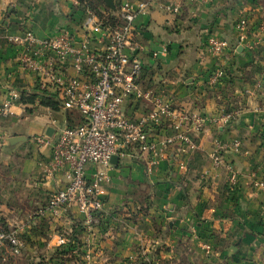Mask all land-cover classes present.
I'll return each mask as SVG.
<instances>
[{"label": "crops", "instance_id": "obj_1", "mask_svg": "<svg viewBox=\"0 0 264 264\" xmlns=\"http://www.w3.org/2000/svg\"><path fill=\"white\" fill-rule=\"evenodd\" d=\"M113 3L115 10L109 8L108 13L116 19L119 5ZM86 9L88 4L78 0H0V107L11 91L37 89L36 78L19 69L17 50L5 40L6 33L30 30L52 37L64 30L82 41L89 37ZM191 11L192 15L185 10L174 16L151 9L136 20L134 42L146 48L139 54L140 84L178 110L198 112L207 119L222 109L238 115L223 127L208 122L194 136L193 148L169 146L150 175L145 173L146 156L130 151L118 159L101 187L103 208L91 227L84 226L77 210L58 219L35 218L22 234L24 264H57L58 258L62 264H80L86 250L93 264H264V196L254 186L255 181H264V115L258 111L260 99L245 95L252 82L264 77V35L249 51L237 44L234 29L235 21L246 15L248 40L254 43L260 10L254 0H223ZM208 35L227 42L220 59L207 52ZM93 46L101 48L96 41ZM163 46L166 53L153 57ZM217 65L226 69V76L216 88H209L206 77ZM37 104L27 114L18 102L0 119L7 138L0 148V217L7 226L28 223L27 217L66 185L61 173H45L50 148L32 139L53 130L52 120L59 126L77 125L80 114L62 107L53 113ZM148 107L133 101L123 105L133 120ZM160 130L170 134L166 126ZM13 137L25 141L11 146L8 141ZM54 137L53 130L49 138ZM215 151L218 165L213 161ZM97 169L87 166L88 176ZM57 236L70 243L56 247ZM203 244L211 250H204ZM67 246L72 250L59 256Z\"/></svg>", "mask_w": 264, "mask_h": 264}, {"label": "built area", "instance_id": "obj_2", "mask_svg": "<svg viewBox=\"0 0 264 264\" xmlns=\"http://www.w3.org/2000/svg\"><path fill=\"white\" fill-rule=\"evenodd\" d=\"M223 0H124L116 13L114 22L102 21L89 9L85 10L84 27L89 37L77 41L68 31H61L52 37H40L32 31L21 34L7 32L5 40L16 48L19 69L36 78V87L57 97L63 110H74L80 114L75 126H59L51 121L55 132L53 139L47 135L35 136L32 140L38 146L49 147L50 157L44 164L45 173L52 176L61 173L66 185L53 192L43 208L27 217L22 226L0 231V257H17L24 249L23 231L35 218L48 215L58 219L73 210L83 216L84 226L90 228L95 216L103 208L100 200L101 187L108 181L111 158L122 159L136 151L146 156L145 173L150 175L163 158L169 146L179 143L194 147V136L200 134L208 122L223 127L238 115L235 110H219L207 119L198 112H185L173 107L162 96L145 90L140 84L142 62L140 53L145 47L135 38V23L151 9L180 16L185 10L192 15V8L205 6ZM250 21L241 15L234 24L237 44L253 51L262 41L264 22L256 26L257 40H248ZM93 41L101 48L93 46ZM207 52L214 59H220L228 48L225 40L208 35ZM166 53H153V57ZM226 69L215 66L207 75L206 84L216 88L224 80ZM249 98H259L258 111L264 115V77L252 82L245 90ZM20 94L11 91L0 107V119L10 114L11 107L19 102ZM126 101L147 104L148 112L133 120L125 115ZM166 126L169 135L161 134ZM264 130V125H263ZM7 143L0 130V148ZM238 143H234L237 151ZM218 151L213 161L220 164ZM98 169L89 177L87 166ZM234 183L235 176L230 177ZM254 186L264 196V181H255ZM70 243L63 236H57L56 247ZM87 244V241H86ZM203 249L210 251L208 244ZM80 264H93L89 250L82 255Z\"/></svg>", "mask_w": 264, "mask_h": 264}, {"label": "trees", "instance_id": "obj_3", "mask_svg": "<svg viewBox=\"0 0 264 264\" xmlns=\"http://www.w3.org/2000/svg\"><path fill=\"white\" fill-rule=\"evenodd\" d=\"M82 3H87L89 6L90 10H96L97 8L100 10V8L102 7L106 12L105 14L102 12H96V16L100 19V20H110L109 22H114V18L111 17L109 15V13H111L112 11L105 5L103 0H78ZM116 6V4H115ZM116 10H118V7L116 8ZM109 12V13H108ZM108 14V15H107ZM106 16V17H105ZM39 91V90H38ZM36 89V92H28L25 89H20L19 90V94H20V99H19V103L24 107L25 112L27 114H30L31 112H33L34 107H36V104L40 107H44V108H49L53 113H57L60 111L61 109V103L57 100V97L55 95L52 94H48L46 92H38ZM1 225L3 226V231H6L8 229H6V226L3 222V220H0ZM72 248H70V246H67L63 249V251L57 253L59 254V256L61 255H65L67 254V252L71 251ZM59 251V250H58ZM150 262H142V264H149ZM57 264H62L60 263V259H57Z\"/></svg>", "mask_w": 264, "mask_h": 264}, {"label": "rangeland", "instance_id": "obj_4", "mask_svg": "<svg viewBox=\"0 0 264 264\" xmlns=\"http://www.w3.org/2000/svg\"><path fill=\"white\" fill-rule=\"evenodd\" d=\"M254 1H255V4L257 5L258 9L260 10V16H259L260 20L264 22V0H254ZM116 2L120 6L122 1L121 0H116ZM91 11L94 14H96V12H101L102 13L103 12V8L101 7L100 10L97 8L96 10H91ZM103 13L105 14V12H103ZM0 220H3V219L0 217ZM1 222L2 221H0V229H3V226L1 225ZM10 223H11V221H10ZM14 226L15 225H13V227ZM13 227L12 226H7L6 229L13 228ZM1 231H3V230H1ZM24 254H25L24 250H22V252H21V254L19 256H17V257H7V259L5 261H3L2 257H0V264H24L25 263Z\"/></svg>", "mask_w": 264, "mask_h": 264}, {"label": "water", "instance_id": "obj_5", "mask_svg": "<svg viewBox=\"0 0 264 264\" xmlns=\"http://www.w3.org/2000/svg\"><path fill=\"white\" fill-rule=\"evenodd\" d=\"M105 5L110 8L111 10H115V6H114V3H113V0H103ZM52 133H53V130L51 128H48L46 130V135L51 137L52 136ZM25 141V138L24 137H13V138H10L8 143L9 145L11 146H14L15 144H18L19 142H24ZM118 161V158L116 156L112 157L111 158V164H116Z\"/></svg>", "mask_w": 264, "mask_h": 264}]
</instances>
